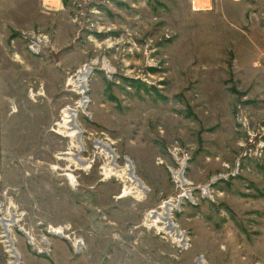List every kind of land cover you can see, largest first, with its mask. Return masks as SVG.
<instances>
[{
  "label": "rangeland",
  "instance_id": "rangeland-1",
  "mask_svg": "<svg viewBox=\"0 0 264 264\" xmlns=\"http://www.w3.org/2000/svg\"><path fill=\"white\" fill-rule=\"evenodd\" d=\"M194 5L8 1L0 219L10 241L0 236V264H264V0ZM20 29L47 35L48 48L29 53ZM84 66L79 94L69 81ZM66 108L74 146L58 133ZM101 146L115 166L130 162L139 189L121 198L127 183ZM65 152L89 166L57 159ZM172 158L195 188L169 212L183 245L146 221L181 192Z\"/></svg>",
  "mask_w": 264,
  "mask_h": 264
},
{
  "label": "bare ground",
  "instance_id": "bare-ground-1",
  "mask_svg": "<svg viewBox=\"0 0 264 264\" xmlns=\"http://www.w3.org/2000/svg\"><path fill=\"white\" fill-rule=\"evenodd\" d=\"M195 6V5H194ZM85 68L82 69L80 72L77 73L75 78H71L69 81V84H72L77 93L81 94L83 92L86 77L89 73L88 67L84 66ZM83 102L80 101L78 103L79 108H83ZM75 115V110L66 108L62 111V120L61 123L58 125V133H62L66 137H70L71 143L70 146H74V137L76 136L77 131H75L74 126H72L73 118ZM76 119V118H75ZM77 140V139H76ZM76 143V142H75ZM76 148V147H75ZM102 150L105 152L106 156L111 160L108 164V171L111 173L112 176H120V178L124 179L127 185L124 187V191L122 193V197L128 195V187L129 188H137L139 189L140 185L137 183L138 181H135V177L132 175L131 167L129 166V163L127 160L124 162V165L122 167L115 166L114 163H112L116 156L113 155V152L110 151L106 146H101ZM72 154L70 152L62 153V156L57 157V159H62L65 161H69L70 165L75 166L76 168L80 169H86L89 165L87 162L80 158H71ZM135 175V174H134ZM124 182V183H125ZM128 186V187H127ZM135 186V187H134ZM171 203L163 202V204L160 205L159 209L160 211H151L146 217L147 223H149L150 226H153L157 229H162L166 234L168 235H175L174 242H177L178 244L185 243V237L183 234H181L175 227L176 225L171 221L169 212L172 209ZM176 209V208H175ZM172 211V210H171ZM11 223V222H10ZM10 224L6 222L3 219H0V226L2 227V231L0 236L3 238L2 243H8L10 241V238H8V231L5 227L9 226ZM173 230V233H170L169 230ZM180 234V235H179ZM183 245V244H182ZM5 246L9 247V244H5ZM8 249V248H7ZM14 255V254H13ZM16 264V263H15ZM198 264H202V260L198 259Z\"/></svg>",
  "mask_w": 264,
  "mask_h": 264
},
{
  "label": "built area",
  "instance_id": "built-area-1",
  "mask_svg": "<svg viewBox=\"0 0 264 264\" xmlns=\"http://www.w3.org/2000/svg\"><path fill=\"white\" fill-rule=\"evenodd\" d=\"M190 6L192 9H195L194 0H190ZM204 8H206V6H204ZM16 31H17L18 39L22 40V43H24L26 50L33 55L40 54L44 49L48 48L49 46L48 37L44 33L34 32L31 30H23V29L16 30ZM172 156L175 157V154ZM172 159L177 165L176 170H174V168L172 167H167V168H168V171L174 183L176 184L178 182V185L181 187V192L175 198V204H174V201L167 200L173 206L172 209H174L176 202L178 204V202L182 199L184 200L193 199L191 192H193L195 188L190 187L189 186L190 182L187 181L185 178H183L182 176L183 165L181 164V160L179 158H172ZM158 162L162 163V160L161 161L159 160ZM197 191L199 192V195L201 197L207 196L210 200L213 199V196L211 192H209V190H206L205 188H199ZM46 231L49 233V230H46ZM51 233L57 235L59 232L57 230L52 229ZM62 236L63 234L61 235V237ZM76 244L78 245V241Z\"/></svg>",
  "mask_w": 264,
  "mask_h": 264
},
{
  "label": "crops",
  "instance_id": "crops-1",
  "mask_svg": "<svg viewBox=\"0 0 264 264\" xmlns=\"http://www.w3.org/2000/svg\"><path fill=\"white\" fill-rule=\"evenodd\" d=\"M8 1L13 2V0H0V45H3V43L5 42L4 38L6 39L7 37V31L10 26L9 15L11 13H13V15L16 14L14 12V9L8 7ZM16 10H18V8ZM14 29H18V28H14Z\"/></svg>",
  "mask_w": 264,
  "mask_h": 264
}]
</instances>
